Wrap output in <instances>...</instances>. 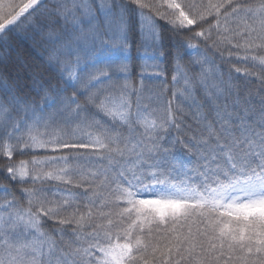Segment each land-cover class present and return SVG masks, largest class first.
I'll use <instances>...</instances> for the list:
<instances>
[{"label":"snow or ice","instance_id":"6c2138e0","mask_svg":"<svg viewBox=\"0 0 264 264\" xmlns=\"http://www.w3.org/2000/svg\"><path fill=\"white\" fill-rule=\"evenodd\" d=\"M0 264H264V0H0Z\"/></svg>","mask_w":264,"mask_h":264},{"label":"trees","instance_id":"16d2710c","mask_svg":"<svg viewBox=\"0 0 264 264\" xmlns=\"http://www.w3.org/2000/svg\"><path fill=\"white\" fill-rule=\"evenodd\" d=\"M13 43H15V41H13ZM136 55H137L136 49L133 48V50H132L133 63H136V60H135ZM217 63H219L218 60H217ZM224 70L227 71V67L226 66H224ZM169 79H170V77H169Z\"/></svg>","mask_w":264,"mask_h":264}]
</instances>
